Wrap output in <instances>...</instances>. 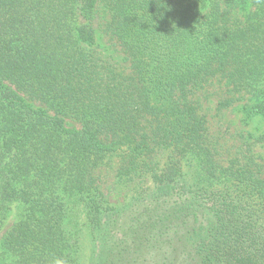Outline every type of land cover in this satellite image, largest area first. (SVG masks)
I'll list each match as a JSON object with an SVG mask.
<instances>
[{"label": "trees", "instance_id": "trees-1", "mask_svg": "<svg viewBox=\"0 0 264 264\" xmlns=\"http://www.w3.org/2000/svg\"><path fill=\"white\" fill-rule=\"evenodd\" d=\"M213 85L264 122V0H0V263L80 264L81 208L89 264H264V131L221 154Z\"/></svg>", "mask_w": 264, "mask_h": 264}, {"label": "rangeland", "instance_id": "rangeland-1", "mask_svg": "<svg viewBox=\"0 0 264 264\" xmlns=\"http://www.w3.org/2000/svg\"><path fill=\"white\" fill-rule=\"evenodd\" d=\"M102 47L106 50L107 56L119 57V53L114 51L110 44L106 42L105 39L101 40ZM198 95L199 103L202 105V112L206 114L207 119L209 120V130L213 139L218 143L220 153L224 155L227 153H234L236 149L242 145L244 142L243 136H259L264 131V122L261 120L251 121L248 124L243 123L244 113L239 108H228V109H219L217 107L218 101L220 100V95L217 89V85H213V88L208 91L200 92ZM250 155L254 157L256 162L263 166L264 173V143L257 145ZM221 158H227V156H222ZM113 164H118L117 160ZM103 172V181L105 185L103 186L105 193L107 194L110 202L116 206H121L126 204L132 192H129L128 189L115 185V173L113 169L109 167H104ZM79 220L78 225L81 230V252L78 257L80 264H89L91 258V249L89 238L86 235V230L84 228L85 214L84 211L80 208L79 210ZM21 214V208L17 205L13 207L11 216L4 226V230L0 232V241L1 236L12 226L18 219ZM1 243V242H0ZM1 262V254H0ZM1 264V263H0Z\"/></svg>", "mask_w": 264, "mask_h": 264}, {"label": "clouds", "instance_id": "clouds-1", "mask_svg": "<svg viewBox=\"0 0 264 264\" xmlns=\"http://www.w3.org/2000/svg\"><path fill=\"white\" fill-rule=\"evenodd\" d=\"M52 264H67V261L65 259L56 257L53 259Z\"/></svg>", "mask_w": 264, "mask_h": 264}]
</instances>
